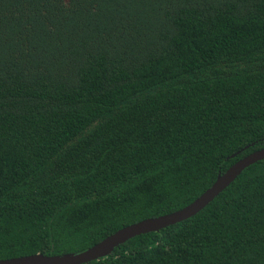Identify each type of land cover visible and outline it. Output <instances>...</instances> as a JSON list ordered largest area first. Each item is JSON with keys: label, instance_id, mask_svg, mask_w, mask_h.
<instances>
[{"label": "trees", "instance_id": "trees-1", "mask_svg": "<svg viewBox=\"0 0 264 264\" xmlns=\"http://www.w3.org/2000/svg\"><path fill=\"white\" fill-rule=\"evenodd\" d=\"M261 148L264 0H0V260L81 252ZM86 264H264V159Z\"/></svg>", "mask_w": 264, "mask_h": 264}, {"label": "water", "instance_id": "water-1", "mask_svg": "<svg viewBox=\"0 0 264 264\" xmlns=\"http://www.w3.org/2000/svg\"><path fill=\"white\" fill-rule=\"evenodd\" d=\"M234 155H232L233 157ZM264 159V148L242 157L217 175L213 184L191 203L174 212L141 220L125 226L105 237L95 245L78 253L62 255L33 254L9 259H1L0 264H86L109 255L117 246L127 240L150 232H157L167 226L179 223L199 212L248 166Z\"/></svg>", "mask_w": 264, "mask_h": 264}]
</instances>
